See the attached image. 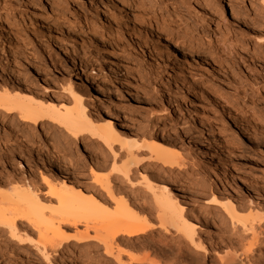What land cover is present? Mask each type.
Returning <instances> with one entry per match:
<instances>
[{"label":"rangeland","instance_id":"obj_1","mask_svg":"<svg viewBox=\"0 0 264 264\" xmlns=\"http://www.w3.org/2000/svg\"><path fill=\"white\" fill-rule=\"evenodd\" d=\"M55 1L61 2L59 14L51 12ZM248 3L249 0H0V82L17 86L26 78L38 98L45 100L54 93H64L68 83L85 90L89 86L86 76L95 77L106 85L103 101L107 112L118 126L121 120L127 124L121 130L131 131L133 138L144 134L147 142L155 141L176 152L185 164L170 171L151 160L148 151H140L136 175L145 171L151 177L154 169L165 172V180L185 188L183 202L191 212H214L201 208L208 205L213 193L218 200L241 208L242 215L249 210L260 215L264 213V118L255 120V111H264V50L254 49L253 42L244 39L251 31L243 21L256 12ZM205 6L210 9L208 24L199 23ZM188 9L195 13V21L187 17ZM231 12L240 20L232 18ZM68 22L73 25L68 26ZM44 71L49 82L42 79ZM92 91L90 111L102 119L106 114ZM189 93L193 94L191 102ZM11 117L0 122V151L23 140L9 126ZM198 119L214 125V139L222 142V149L211 138L208 126H201ZM56 135L54 132L32 147L35 160L48 168L47 158L55 152ZM39 136H43L42 131ZM78 151L88 156L83 147ZM12 164L17 173L28 171L18 160ZM80 166L83 179L69 172V181L84 186L89 183L90 172L86 164ZM37 185L42 196L44 188L38 174ZM134 211L143 215L137 208ZM217 213L222 214L220 210ZM154 222L151 234L134 239L129 249L132 255L147 257L143 264L186 261V255L178 253L180 246L171 239L173 235ZM198 225L203 238L215 235L216 226ZM63 229L69 235L74 233L73 228ZM256 232L257 243L252 246L255 250L249 264H258L264 258V224ZM245 234L250 241V232ZM1 245L4 255L0 264H7L8 257L19 258L10 254L18 248L10 240L5 239ZM244 247L246 243L239 250ZM22 248L25 257L21 264L48 263L40 261L34 251ZM226 250L208 251L219 258L231 251ZM94 253L87 263L81 254L77 256L76 249L51 257L50 261L114 264L101 250Z\"/></svg>","mask_w":264,"mask_h":264},{"label":"bare ground","instance_id":"obj_2","mask_svg":"<svg viewBox=\"0 0 264 264\" xmlns=\"http://www.w3.org/2000/svg\"><path fill=\"white\" fill-rule=\"evenodd\" d=\"M248 4L256 12L243 21L244 27L251 31L244 39L252 41L254 49L262 47L264 50V0H249ZM52 5L51 12L59 14L61 2L55 1ZM209 10L205 6L199 23L208 24ZM192 13L188 9L187 17L195 21V13ZM231 17L240 20L234 12ZM257 56L253 58L258 59ZM42 75L47 82V72ZM85 79L89 85L85 90L68 83L62 90L64 93H54L45 100L38 98L26 78L17 86L0 82V122L12 115L9 126L20 134L19 139H23L18 145L0 151V258L4 255L1 243L7 239L18 246L10 254L19 257H8L7 264H21L25 257L23 246L34 251L40 261L48 262L46 264H52L51 257L62 256L74 249L86 263L94 252L101 250L114 264H143L147 257H134L129 249L134 239L153 232L152 220L155 219L158 228L173 235L171 239L180 246L178 253L186 255V261L178 264H249L255 250L252 246L257 243L256 230L264 224V213L257 215L259 213L255 211L257 214L254 215L249 210L242 215L241 208L232 202L218 200L213 193L208 205L201 208H210L214 212L201 209L191 212L183 202L185 188L181 183L165 180V172L154 169L151 177L145 171L136 175L137 152L140 151H148L151 160L170 171L183 168L185 164L179 161L176 152L155 141L147 142L144 134L133 138L131 131L121 130L127 128V124L121 120L118 126L104 105L103 89L106 85L100 84L93 76ZM92 89L96 93L94 100L106 114L102 119L90 111ZM192 97L193 94L189 93L188 102ZM166 110L170 113L169 108ZM255 117L257 121L264 118V111H255ZM198 122L201 126H208L214 139V125L205 119L204 123L200 119ZM54 132L58 136L54 138L55 152L46 156L48 168L35 160L32 147ZM214 140L218 149H222V142ZM80 147L88 156L78 153ZM14 160L28 171L17 173L12 166ZM84 164L90 172L89 183L83 186L69 181L71 174L83 179L80 165ZM37 174L44 188L42 196L38 193L41 190L37 185ZM247 189L254 193L250 187ZM134 208L143 215L138 216ZM210 214L212 217H207ZM199 223L216 226L215 235L203 238L198 230ZM63 228H73V235L67 234ZM249 232L251 237L247 241L245 233ZM244 242L246 247L240 251ZM81 247H85L83 252ZM225 249L231 251L226 250L219 258L211 256V251ZM257 263L264 264V258Z\"/></svg>","mask_w":264,"mask_h":264}]
</instances>
